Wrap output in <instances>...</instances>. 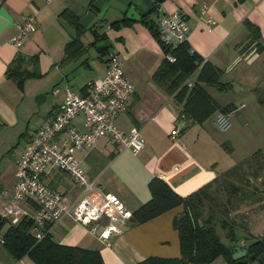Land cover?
Returning <instances> with one entry per match:
<instances>
[{
  "label": "crops",
  "instance_id": "obj_1",
  "mask_svg": "<svg viewBox=\"0 0 264 264\" xmlns=\"http://www.w3.org/2000/svg\"><path fill=\"white\" fill-rule=\"evenodd\" d=\"M131 7L139 21L126 18ZM153 7L155 10L150 12ZM64 13L75 20L79 32ZM173 13L185 18L187 43L201 59L229 75H235L240 62L246 64L231 80L240 86L241 98L254 94V90L264 91V85L258 87L256 77L250 73L255 61L264 62V0H0V214L12 200L16 163L31 129L52 120L63 105L65 88L84 95L88 82L105 76L106 53L99 57L91 50L106 43L110 44L108 52L117 56L123 73L134 86L127 112L113 124L123 133L137 128L145 147L133 154L128 149L114 150L106 146L104 139L99 140L94 149L78 155L87 177L106 193L115 195L132 213L149 201L148 184L153 178L161 179L174 193L186 198L227 171L228 168L219 167L216 151L222 145L231 155L234 136L227 134L228 143H223L202 123L186 125L180 108L153 80L163 51L145 22L157 25L161 17ZM29 16L36 19L35 30L22 39L20 47H15L11 39L18 25ZM206 20L214 24L209 28ZM244 21L259 29L262 51L254 50L255 43L245 49L248 32ZM75 37L84 50L66 60L65 45ZM18 54L25 59L23 69L37 75L27 79L21 88L5 76L7 66ZM245 80L250 83L245 84ZM211 88L206 87L207 93L224 106L212 95ZM254 97L255 105H259L255 94ZM241 101L239 105L237 101L227 104L233 106L231 116L244 109ZM74 122L82 128L80 118ZM242 123L255 136H264L260 128L264 122ZM236 125L234 122L230 128L237 129ZM174 129L177 135L172 138L170 132ZM252 142L253 153L262 148L256 138ZM44 182L69 203L81 197L80 187L64 174L50 171ZM21 209L31 213L28 203L22 204ZM182 210L181 206L176 207L140 225L130 226L128 221L121 233L108 241L98 237L104 221L91 234L86 227L64 219L51 226L49 234L56 244L98 251L103 264H138L149 257L178 258L179 241L173 219ZM8 226L0 228V264H34L27 257L15 260L4 248L2 235Z\"/></svg>",
  "mask_w": 264,
  "mask_h": 264
},
{
  "label": "trees",
  "instance_id": "obj_2",
  "mask_svg": "<svg viewBox=\"0 0 264 264\" xmlns=\"http://www.w3.org/2000/svg\"><path fill=\"white\" fill-rule=\"evenodd\" d=\"M155 10L151 8L150 12ZM79 32L75 20L63 14ZM158 41L157 25L145 22ZM248 34L245 49L253 45L254 50L262 51L259 29L249 21L243 22ZM159 42V41H158ZM160 44V43H159ZM161 45V44H160ZM94 46V44H92ZM163 54L168 50L161 45ZM84 46L77 37L65 45V59L81 55ZM109 53L104 50L99 57ZM175 61L168 62L163 57L153 73V80L170 95L174 104L180 108V116L186 125L201 124L217 111L232 112V105L220 106L206 91L213 87L218 91L230 89L229 84L221 82L223 70L209 61L201 59L187 42L181 43L170 52ZM105 54V55H106ZM25 59L18 54L7 66L5 76L21 88L27 79L36 78L34 72L23 69ZM190 83V87L187 85ZM257 102L264 109V91L254 90ZM259 182L264 190V148L222 173L216 180L186 198L178 196L169 186L158 178L149 184L150 199L131 213L130 226L143 224L163 213L181 206L182 212L173 219V229L177 232L180 256L178 258L149 257L138 264H213L221 258L220 264H241L240 261L252 255L254 259L247 264H264V233L252 238L253 241L239 248L236 232L240 227L236 210L241 204H255ZM256 196V197H255ZM8 224L2 235V244L15 260L29 258L34 264H103L98 251L79 247L62 246L52 241L49 232L37 241L30 233L32 220L23 217L18 223L10 224L0 216V228ZM231 242L227 246L221 241L219 232ZM247 242V241H246ZM245 250L246 256L237 260L232 258L235 251Z\"/></svg>",
  "mask_w": 264,
  "mask_h": 264
},
{
  "label": "built area",
  "instance_id": "obj_3",
  "mask_svg": "<svg viewBox=\"0 0 264 264\" xmlns=\"http://www.w3.org/2000/svg\"><path fill=\"white\" fill-rule=\"evenodd\" d=\"M210 28L214 24L206 20ZM36 19L26 17L17 27L11 39L15 47H20L22 39L35 30ZM188 26L185 18L178 13L161 17L157 24L159 43L168 50L163 54L170 63L175 61L170 53L181 43L187 42ZM106 72L102 79L93 80L85 85L86 93L79 95L65 88L64 102L51 121L31 129V136L16 163L15 184L12 200L3 208L1 217L12 224L27 216L32 220L31 234L39 241L49 227L64 219L87 228L95 234L101 221L103 230L98 235L102 241L121 233V227L130 220L131 213L119 199L103 191L90 180L80 165L78 155L95 148L104 139L106 146L114 150L128 149L136 154L145 147L137 128L127 133L116 129L114 120L127 112L128 99L134 93V86L123 73L117 56L109 52L105 55ZM190 87V83L187 84ZM231 113L217 111L214 127L227 131ZM81 119L82 128L74 120ZM177 130L170 132L174 138ZM50 171L64 174L81 189V197L68 202L66 197L49 187L44 177ZM2 195H7L3 191ZM28 203L31 213L22 211L21 205Z\"/></svg>",
  "mask_w": 264,
  "mask_h": 264
},
{
  "label": "rangeland",
  "instance_id": "obj_4",
  "mask_svg": "<svg viewBox=\"0 0 264 264\" xmlns=\"http://www.w3.org/2000/svg\"><path fill=\"white\" fill-rule=\"evenodd\" d=\"M83 41L85 44L88 43L84 38ZM97 49L98 47L95 48L94 50L92 49L91 53L92 54L97 53ZM236 66L237 67H235L234 70L235 72L234 73L232 72L235 75L239 70L241 71L242 67L245 68L246 64L240 62ZM250 73L251 75L256 77L255 80L257 82V86L263 87L264 62L255 61L250 66ZM229 74L230 73L227 74L223 71L221 82L224 84L232 85L233 88L230 87V89L226 91H219V92L211 88V93L213 96H215L218 102L224 106L230 103H235L236 101H237L236 103L239 105L241 99L242 98L244 99V100L242 99L241 101L244 104V109L243 108L240 109L237 112V114H232L230 118V122L232 125L234 122H237L236 125L237 129L230 128L224 133L218 131L212 124L215 120V116L213 115L209 117L207 120H205L203 122L204 124L202 123L203 128H206V130L210 134L214 135V137L218 139L219 142L221 141L223 143H228L226 142L228 137L227 134L230 135L232 134V136H234L233 138L236 141L235 149L231 145L232 148L231 155H229L228 151L226 152V150L223 149L224 147L223 148L221 147L222 145H219V148L216 151L219 161V167L220 168L225 167L226 169L227 168L229 169L232 166L239 164L240 162H242V160L251 156V154L254 151L252 148L253 147L252 138H256L257 140H259L261 145L260 147H262L260 149L264 148V136H262L263 134H259L255 136L254 135L255 132L246 129L248 127L246 128L243 127V123H242V122H264V109L259 105H255V97L254 94L252 93H248L247 95H244L241 98L239 93L240 86H238L236 83L233 85V82L231 81L232 79H234L235 75H229ZM244 83L249 84L250 82H246L245 80ZM255 106L259 107L260 109L257 110ZM253 126L254 124H252V127ZM260 128L262 129L261 131L264 133V124ZM238 130L239 131L242 130V132H238ZM256 184L258 186L257 189L258 191L256 192V196L258 198L260 194L261 195L263 194L262 201L255 204H250V203L241 204L235 213L239 226L243 227L244 229L240 232H236L237 239L241 240L239 244H237L239 248H242L244 247V245H246V243L253 241L252 238L260 236L264 233V190H262L261 186H259V182H256ZM219 234L221 236L222 243H224L227 246L231 245V242L223 237V233L221 231L219 232ZM221 261H222L221 258H218L215 262H213V264H220Z\"/></svg>",
  "mask_w": 264,
  "mask_h": 264
},
{
  "label": "water",
  "instance_id": "obj_5",
  "mask_svg": "<svg viewBox=\"0 0 264 264\" xmlns=\"http://www.w3.org/2000/svg\"><path fill=\"white\" fill-rule=\"evenodd\" d=\"M126 18L130 21H139L140 18L137 16L135 10L133 7H131L128 11H127V15ZM110 47L109 43L104 44L102 47L97 49V53L101 54L104 50L108 49ZM246 256V251L245 250H239L237 249L235 251V253L232 255V258L234 260L243 258ZM254 259V257L252 255L248 256L247 258L243 259L240 261L241 264H247L249 262H251Z\"/></svg>",
  "mask_w": 264,
  "mask_h": 264
},
{
  "label": "bare ground",
  "instance_id": "obj_6",
  "mask_svg": "<svg viewBox=\"0 0 264 264\" xmlns=\"http://www.w3.org/2000/svg\"><path fill=\"white\" fill-rule=\"evenodd\" d=\"M0 216H1V214H0ZM24 217H27V216H24ZM22 218H23V217H22ZM22 218H21V219H22ZM28 218H29V217H28ZM21 219H20V220H21ZM29 219H30V218H29ZM7 220H8V219H7ZM20 220H19V221H20ZM30 220H31V219H30ZM19 221H18V222H19ZM8 222H9L10 224H12L10 220H8ZM18 222H17V223H18ZM15 224H16V223H15ZM49 229H50V227H49L48 230H47L48 232H49ZM30 233H31V229H30Z\"/></svg>",
  "mask_w": 264,
  "mask_h": 264
}]
</instances>
